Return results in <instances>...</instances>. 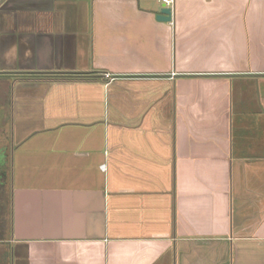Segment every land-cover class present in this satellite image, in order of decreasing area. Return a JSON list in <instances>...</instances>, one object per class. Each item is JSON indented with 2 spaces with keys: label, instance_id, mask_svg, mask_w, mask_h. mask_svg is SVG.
Masks as SVG:
<instances>
[{
  "label": "crops",
  "instance_id": "crops-1",
  "mask_svg": "<svg viewBox=\"0 0 264 264\" xmlns=\"http://www.w3.org/2000/svg\"><path fill=\"white\" fill-rule=\"evenodd\" d=\"M163 6L0 0V264H264V0Z\"/></svg>",
  "mask_w": 264,
  "mask_h": 264
},
{
  "label": "water",
  "instance_id": "water-1",
  "mask_svg": "<svg viewBox=\"0 0 264 264\" xmlns=\"http://www.w3.org/2000/svg\"><path fill=\"white\" fill-rule=\"evenodd\" d=\"M157 18L159 20L170 21L172 19V8L170 6H166V4L164 3V6L161 9Z\"/></svg>",
  "mask_w": 264,
  "mask_h": 264
},
{
  "label": "built area",
  "instance_id": "built-area-1",
  "mask_svg": "<svg viewBox=\"0 0 264 264\" xmlns=\"http://www.w3.org/2000/svg\"><path fill=\"white\" fill-rule=\"evenodd\" d=\"M162 1H163V3L166 4V6H169L170 4H172V2H173L174 0H162ZM105 78L110 79V78H112V75L106 73V74H105Z\"/></svg>",
  "mask_w": 264,
  "mask_h": 264
}]
</instances>
